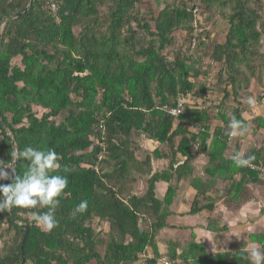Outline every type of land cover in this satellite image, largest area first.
<instances>
[{
	"label": "trees",
	"instance_id": "1",
	"mask_svg": "<svg viewBox=\"0 0 264 264\" xmlns=\"http://www.w3.org/2000/svg\"><path fill=\"white\" fill-rule=\"evenodd\" d=\"M47 1L34 0L30 6L31 0H0V160H11L12 146L17 150L26 146L54 149L61 165L68 168L67 173L59 171L67 175L69 184L55 212L58 226L50 232L23 219L29 210L13 208L0 213V227L7 225L6 232L14 233V243L0 257V264H21L25 230L19 223L29 228L25 264H158L153 234L164 227V212L175 189L169 185L161 203L155 196L157 183L169 184L173 174L177 179L189 174L195 151L208 158L206 173L212 178L233 182L236 174L259 175L248 168H235L231 158L225 157L230 140L225 135L229 122L225 115L220 117L222 126L213 128L209 116L191 109L189 101L177 118L163 110L193 93L196 85L191 78L201 75L191 57L176 53L168 59L164 54L179 30L187 31L185 36L192 38L193 46L198 33L193 10L200 11V7L192 11L166 8L153 20L152 29L134 13L139 0ZM249 1L232 0L225 43L215 45L210 55L227 73L223 101L231 96L237 100L240 69H252L255 49L261 43L259 17L248 7ZM104 6L109 10L102 33L100 8ZM139 30L150 38L147 47L141 46ZM16 58L21 67L12 65ZM200 91L199 97L207 92L205 86ZM34 107L43 110L41 117ZM233 115L243 119L239 108ZM256 121L257 128L264 129V119ZM195 125L203 131L193 132ZM140 139L158 145L141 161L136 155L142 150ZM161 146L165 148L162 152ZM248 155L256 157L254 165H264V148ZM163 159L168 160L167 169L152 174V163ZM179 159L184 161L180 164ZM14 167L16 175H22L28 165L21 159ZM144 172L149 175L147 188L138 196L132 192L134 175ZM11 182L2 180L1 184ZM192 186L198 193L191 211L196 214L202 211L198 197L205 196L210 185L193 180ZM229 189L236 190L235 182ZM82 200L88 202L83 214L75 211ZM155 216L153 234L142 231L141 218ZM94 221L110 225L107 243L92 228ZM252 240L264 250V234ZM103 244L101 254L98 248ZM149 247L154 258L140 262ZM201 251L199 255L194 248L189 250L192 264H249L243 249L215 255ZM175 258L174 253L171 259Z\"/></svg>",
	"mask_w": 264,
	"mask_h": 264
},
{
	"label": "rangeland",
	"instance_id": "2",
	"mask_svg": "<svg viewBox=\"0 0 264 264\" xmlns=\"http://www.w3.org/2000/svg\"><path fill=\"white\" fill-rule=\"evenodd\" d=\"M49 1L50 0H48L47 3ZM47 3L45 7H50ZM172 7H179L181 9L185 8L188 11H192L195 7H200V14L198 17L199 22L196 29V32L198 33H196L195 49L191 47L192 38L185 36L187 31L179 30L173 34L174 43L172 46L164 51V54L168 57V59H173L176 53L183 54L186 57H191L193 59V62L191 63L193 64L194 69L199 70V73H201L199 78L194 76L191 78V81L195 83L196 88L193 93L185 96L186 100L191 103L189 107H191V109L196 108L204 111L212 120L213 127L217 125L222 126L220 117L225 115L230 119L235 110L239 108V111L242 113V117L248 121L249 131L248 134L242 138H230L229 153L232 155L233 151H237V149H240L241 146H243L241 149L244 152L264 147V129L257 128L258 123L256 121L258 116L262 117V119L264 116V0H250L248 4V7L255 10L258 14V29L262 34V39L260 45L255 49V55L254 58H252V69L245 66H242L240 69L241 75L238 76L236 84V101L233 96H231L228 100L223 101L224 89L227 87L224 84V81L227 79V73H223V67L220 64L214 63L210 60L213 47L215 45L225 43L226 36L229 31L228 17L233 12L234 2H232V0H222L221 2L215 3H205L204 0H139V3L134 9V13L138 17V20H143L142 23H149L152 29H154L153 20L158 17L161 11ZM55 10L56 9H54L53 12ZM108 10V6L100 8L101 26L99 30L102 33H105L106 31ZM189 24L192 25V23ZM134 27H136V25H134ZM79 31L80 29L77 28L75 33L77 34ZM138 33V38L142 42L141 46L147 47L150 38L141 30H139ZM12 65L21 67L20 58L14 59L12 61ZM204 86L207 92L202 97H199L198 94L201 92L200 88ZM228 91L232 94L231 87H228ZM248 96L256 97L257 105L255 108H249L245 103ZM33 111L38 117H41L43 114V110L38 107H34ZM249 135H252L253 138H248ZM142 140L143 139H140L141 142L138 141L141 143L143 148L138 152V159H141L142 157L144 158L145 155L142 153L146 148L152 151V148L155 146L152 142ZM242 141L244 142L242 143ZM161 167L162 166L159 168L161 169ZM155 168L152 167L153 171L158 169L156 168L155 170ZM147 174L148 172L140 174V176L143 177L136 175L139 178H135V180H140L142 185H140V187L139 185L133 187V189H135L134 191L140 192L144 189V187L147 188V185H143L146 177H149ZM186 185L187 184L184 183L183 187L185 188ZM145 191L143 190V192ZM187 192L189 193V191ZM23 219H27L30 223H34V221H32L28 216L23 217ZM19 225L25 226V224L20 223ZM91 226L97 232V236H99L104 243H107L109 239V229L106 223L94 221L91 223ZM7 229V225H2L0 227V257H3L6 251H8L14 243V233H8V231L6 232ZM105 246L106 244H103L98 248V251H100L101 254H103Z\"/></svg>",
	"mask_w": 264,
	"mask_h": 264
},
{
	"label": "crops",
	"instance_id": "3",
	"mask_svg": "<svg viewBox=\"0 0 264 264\" xmlns=\"http://www.w3.org/2000/svg\"><path fill=\"white\" fill-rule=\"evenodd\" d=\"M258 118L262 117L258 116ZM191 130L195 131V129ZM248 138H253V136L249 135ZM144 141L151 142L148 140ZM139 144L141 145V143ZM154 144L155 148L153 147L152 151L158 149V145ZM241 148L237 149V151L248 155L250 152L259 151L264 147L252 149L249 152H244ZM159 150L162 152L165 148L161 146ZM147 152H150V150L146 148L142 154L146 156ZM136 155L138 158V153ZM195 155L196 158L191 165V172L189 174L180 179H177L175 174H173V178L169 184L163 181L156 184L155 196L161 203L165 199L169 185L175 189L172 202L164 212V227L153 234L152 224L157 217L155 216L154 219L146 217V219L141 218L140 220V229L154 235V244L159 254L158 264H160L163 258H168L175 264H192L191 255L188 254L192 248L199 255L202 252L201 250H204L208 255L233 253L253 243L259 245L257 241L252 240V237L264 234V176L246 174L243 177L242 174H236L233 178L236 190L233 191L229 189L233 183L232 180L225 182L218 176L216 178L209 176L206 173V169L209 166L208 158L197 151H195ZM231 156L228 150L225 157L231 158ZM179 161L181 164L184 159H179ZM160 166H162L161 169L159 168ZM152 167L158 168V171L155 168L156 171H153L152 174L164 171L168 167V160L154 161ZM139 177L134 175V178ZM147 179L146 177L143 183L144 186L147 185ZM193 180H200L203 184L210 185L204 190L205 196L198 197V205L199 208H202V211L196 214L191 213L198 195L192 186ZM139 181H136L133 187L136 185L140 187L142 182ZM241 182L243 186L239 187ZM184 183L187 184L185 188L183 187ZM145 189L146 187L143 190L145 191ZM134 190L132 188V192L135 195L140 196L144 194L143 190L140 192ZM207 207H210V209ZM106 225L110 231V225L107 223ZM174 253L176 254V258L172 260L171 256ZM182 254L183 257L181 258ZM152 258H154V252L152 247H149L146 249L145 255L142 256V261L140 262Z\"/></svg>",
	"mask_w": 264,
	"mask_h": 264
},
{
	"label": "clouds",
	"instance_id": "4",
	"mask_svg": "<svg viewBox=\"0 0 264 264\" xmlns=\"http://www.w3.org/2000/svg\"><path fill=\"white\" fill-rule=\"evenodd\" d=\"M245 103L249 108H255L257 99L248 96ZM248 131L245 121L232 115L225 135L229 138H242L248 134ZM10 156L11 160L8 162L0 160V180H12L10 184H0V213H10L13 208L29 210L26 215L37 227L52 231L58 226L55 212L69 184L67 175L61 174L59 170L67 173V166L61 165L54 149L41 150L26 146L23 150H17L12 146ZM21 159L27 162L28 167L22 175H16L14 166ZM255 159L254 155H245L240 151L234 152L231 156L233 166L237 169L254 167ZM37 208L46 211H31ZM87 209L86 200L80 201L75 206V211L81 214ZM243 250L246 252L249 264H264V250L259 245L253 243L245 246Z\"/></svg>",
	"mask_w": 264,
	"mask_h": 264
},
{
	"label": "built area",
	"instance_id": "5",
	"mask_svg": "<svg viewBox=\"0 0 264 264\" xmlns=\"http://www.w3.org/2000/svg\"><path fill=\"white\" fill-rule=\"evenodd\" d=\"M199 14L200 11L197 8H195L193 10V17H194V26L196 27V29H197V24L199 22V18H198ZM192 48H195V41L193 42ZM187 103L188 101L186 100V98L181 97L176 101V105L174 107L165 106L163 110L166 113H168L171 117L177 118L185 112ZM194 129L203 131L202 129H199L198 126L196 125L194 126ZM247 168L253 172L258 173L260 176H264V165H254V167H247ZM160 264H175V263L169 260L168 258H163Z\"/></svg>",
	"mask_w": 264,
	"mask_h": 264
},
{
	"label": "water",
	"instance_id": "6",
	"mask_svg": "<svg viewBox=\"0 0 264 264\" xmlns=\"http://www.w3.org/2000/svg\"><path fill=\"white\" fill-rule=\"evenodd\" d=\"M34 0H31V3H30V6L32 5ZM1 181L0 180V184H1ZM13 221H17V219L15 217L12 218ZM23 227V229L25 230V234H24V238H23V241H22V246H21V253H22V256H21V264H25V257H24V254H23V250H24V245L28 239V236H29V228L27 226H21Z\"/></svg>",
	"mask_w": 264,
	"mask_h": 264
}]
</instances>
